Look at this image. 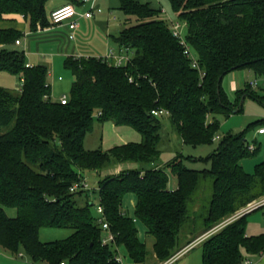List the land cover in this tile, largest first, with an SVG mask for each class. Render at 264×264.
<instances>
[{"label": "trees", "instance_id": "1", "mask_svg": "<svg viewBox=\"0 0 264 264\" xmlns=\"http://www.w3.org/2000/svg\"><path fill=\"white\" fill-rule=\"evenodd\" d=\"M48 1L0 0V71L23 77L18 90L0 84V247L25 253L32 264H120L115 255L121 247L134 264H146L153 255V264H160L218 227L201 242L202 264H242L248 256L261 255L264 234L247 235L249 213L220 225L264 196V159L252 172L242 163L261 150V143H251L247 133L264 125V118L238 132H218L221 116L241 111L245 97L264 99L250 81L236 89L235 101L222 85L236 69H251L264 80V0H170L178 21L186 25L185 37L201 70L192 66L170 24L159 17L161 7L119 0L126 22L112 37L129 51L130 60L117 64L106 56H67L65 67L74 79L66 103L53 98L46 64L27 66L25 50L16 47L23 32L2 25L21 15L32 31L54 25ZM156 109L168 113L155 115ZM95 119L130 125L142 139L88 149L85 138ZM166 119L183 144H211L219 136L216 149L206 156L177 152L161 164ZM186 161L210 166L190 168ZM134 162L140 166L98 182V204L115 234L114 241L103 245L92 191H71V186L85 178V171ZM170 173L177 179L175 189L169 187ZM209 177L212 192L201 226L188 225L190 203ZM83 193L84 201L77 198ZM127 194L136 198L133 216L123 206ZM6 207L15 208L17 215H8ZM139 223L152 236L151 250L139 237ZM46 226L74 231L45 242L40 230Z\"/></svg>", "mask_w": 264, "mask_h": 264}, {"label": "rangeland", "instance_id": "2", "mask_svg": "<svg viewBox=\"0 0 264 264\" xmlns=\"http://www.w3.org/2000/svg\"><path fill=\"white\" fill-rule=\"evenodd\" d=\"M60 0H49L47 3V8L50 10L51 7L59 2ZM141 2H148L150 3L151 6L153 7H161L164 11L159 15L160 18L166 19V21L171 24L173 21H178L177 14L172 8V5L170 3V0H138ZM102 5L104 6V12L107 9H110L113 13V15L117 16L119 18L118 21H121V25H125V20H126V15L123 13V11L120 9V1L119 0H102ZM110 7V8H109ZM186 30V27H184V31ZM118 31V30H114ZM116 33V32H114ZM118 33V32H117ZM63 37V36H62ZM92 36L89 38H85L82 40L79 36L75 40H72V42H82V46L85 48L90 46L92 50H94V45L90 44V39ZM69 37L64 36L62 40L64 43L68 41ZM35 40V39H32ZM70 40V39H69ZM101 40V39H100ZM98 39V41H100ZM23 39V44L21 45H16L17 48L19 49H25V43ZM36 42L34 41L33 43V52L37 51ZM54 44H51V42H43V45L40 48L41 53L45 54V57L47 58L49 62L51 61L50 56L52 55L51 53L55 52L56 48ZM59 58L56 61V67L51 68L52 71V76L49 77V80L52 84V88L54 90L53 98H60L63 94H66L67 96L70 95V89L72 87V82H73V74L72 72L65 67V60L66 57L65 55H58ZM46 58L43 60H40V62H32L33 65L37 64H43L46 61ZM51 63V62H50ZM62 76L63 79L59 80L58 77ZM256 75L251 69L245 68V69H236L234 71H231L227 73L222 81L223 88L226 90L228 93L229 97L231 100L235 101L236 99V88H244L246 84L249 81H252L256 79ZM235 81H234V80ZM233 80V81H232ZM0 84L3 86H6L11 89H17L20 87L21 84V79L19 75L12 74L7 71H0ZM233 85H237L236 88L234 89ZM257 89V91L260 94L264 95V80L259 79V84L254 87ZM165 116V115H164ZM264 118V99L259 100V99H254L252 97H245L243 100V106L242 110L239 112L232 113L228 117L221 116V125L218 134L223 135L228 132H238L240 130H243L247 127V125L250 122H253L258 119H263ZM164 123L167 124L163 128V139L160 143V146L163 150L161 154V161L163 163L168 162L169 160L173 159L176 155L177 152H183L185 155L192 154L195 156H206L209 153L213 152L218 144V139H215V141L211 144H206V145H200V146H191V145H186L183 144L179 134L177 133L176 130L173 129L168 123L167 119L164 120ZM263 126V125H262ZM260 126V127H262ZM258 127L257 129L250 130L247 133V138L248 140L252 143L255 139L257 140L258 144L261 143V150L258 155L250 157V158H245L242 160L244 163L245 169H249L248 171H253L255 164L258 163L259 161L264 159V134H257V130L260 128ZM137 136L139 139H142L141 134L132 126L130 125H119L114 123L113 121H105V122H100L98 119H95V125L94 129L92 132H89L86 136L85 139V147L87 148H98L101 147L105 150L112 148L113 146L127 143L128 141H135L137 140ZM165 161V162H164ZM134 166H126L124 168H135L139 167L140 163L134 162L132 163ZM186 165L190 168H195V169H202L204 167L210 166L208 163L202 162V161H186ZM132 166V167H131ZM109 171H114L112 170H105L101 175H97V173H92V171H85V176L86 180L90 186V190L92 191L91 197L95 203V205L92 206L93 213H97L96 208L98 205V194H97V189L98 188V181L102 177L106 176L109 174ZM212 178H206L203 180L202 184L198 188L196 194H195V199L193 202L190 203V209H191V215L192 218L189 220L190 222L188 225H193L194 223L197 224L198 226H201V222L203 219V216L206 213V206L208 205V201L211 196L212 192ZM177 183L176 176L170 173V181H169V187H171V184ZM86 193H83V195L80 197V195H77L78 199L83 198L82 201H84ZM132 195V194H128ZM132 196H127L124 198V202H130L132 201ZM6 211L8 215L10 216H16L17 215V210L12 207H6ZM255 213H264V206L261 208H258L257 210L251 212L248 214H255ZM140 225V223L138 224ZM74 231V229L70 226L68 227H42L40 230V239L42 241H53V240H61L69 235ZM139 232L140 236L142 238L145 237V229L143 226L139 227ZM148 238L146 239L148 243V247L151 250L152 249V236H147ZM145 239V238H144ZM201 246L197 245L191 251L192 253H195L199 251ZM120 252L125 256L127 261L131 263V260L126 256L125 249L123 247L120 248ZM23 256H18L17 254H13L10 251H7L3 248L0 247V264H32L29 257L25 254L22 253ZM154 261H156L154 255L153 257L149 258V261L146 264H153ZM40 264H49L48 262L44 261Z\"/></svg>", "mask_w": 264, "mask_h": 264}, {"label": "crops", "instance_id": "3", "mask_svg": "<svg viewBox=\"0 0 264 264\" xmlns=\"http://www.w3.org/2000/svg\"><path fill=\"white\" fill-rule=\"evenodd\" d=\"M65 3H67L66 0H60L59 2L54 4L50 10L52 11L54 8H56L62 4H65ZM75 6H76L77 10L80 12H83L88 8L87 5H83V4H80V5L76 4ZM103 9H104V6L102 5V0H96V2L94 3V6H93V16L91 18L79 17V27L76 30L77 38L79 36L82 40H84L85 38H88V37L90 38L92 36V38L90 39V44L94 45V47H93L94 50H92V48L90 46H88V47L85 46V48H84L83 47L84 45L82 46V42L81 43L72 42L71 40L68 39V41H66L64 43L62 38L64 36L68 37V32H69V29H68V26L66 23L54 24V25H52L48 28H45V29L38 28L36 31H32L29 27V22L24 17H22V15H21L17 18L16 21L5 20L2 23V25L3 26L13 25L23 32V36L21 38V40H22L21 44H23V39H24L25 40L24 41V43H25V49L24 50H25V53L27 56V63H29L31 65H33L32 62H40V60H43L44 58H46L45 54L41 53V51H40V48L43 45V42H51V44L55 45V47H53V48L57 47L56 51L54 53L53 52L51 53L52 54L50 56V59H51L50 62L51 63L48 60V56L46 58V60H48V61L43 63L49 67V77H51L52 76L51 68H53V70H54V67H56L57 59H61L58 57V55H65V56H69V55L107 56V54L109 53L111 48L116 53H119V54L120 53L121 54H125V53L130 54L128 50L121 49L113 41L112 36H116L119 33V31L123 28V25L120 24L121 21H118L119 18L115 15L114 16L116 18L110 17L111 14L113 15V13L110 9L105 10V12ZM162 13H163V11H162ZM114 30H118V31H114ZM114 32H116V33H114ZM32 39H35V40H32ZM98 39L99 40L101 39V40L98 41ZM34 41L36 42L35 46L37 48L36 49L37 51H35V52L32 51ZM16 45H18V44H16ZM58 79L62 80L63 77L59 76ZM49 82H50V80H49ZM50 84H51V82H50ZM236 86L237 85H233L234 89L236 88ZM51 87H52V84H51ZM53 94H54V90L52 88V96H53ZM56 99H60V98H56ZM257 134H259L258 130H257ZM135 141L136 142L141 141V139H139V137L137 136V140H135ZM128 142H130V141H128ZM88 149H91V148H88ZM162 163L163 162L161 161V164ZM125 165L126 166L127 165L128 166H130V165L134 166L132 163L118 164V165L108 169V170L114 169V171H109L110 172L109 174H118L121 170L126 169V168H124ZM243 166H244V163H243ZM248 170L249 169H247V171ZM249 172H251V171H249ZM92 173H95V174L97 173V175H101L103 172L92 171ZM85 178H86V176H85ZM176 187H177V183H175V184L172 183L170 189H175ZM127 196H132V198H131L132 201L130 203V202H128V200H127V202H124V200H123V206H124V208H126L128 210V213L133 216L134 211H135L136 198L133 194L132 195H128V194L125 195V197H127ZM255 210H257V209H255ZM255 210H253V211H255ZM253 211H251V212H253ZM140 226L144 227V225H142V224L138 225V227H140ZM144 229H145V227H144ZM246 233H247V235L264 234V213L263 214L255 213V214H251V215L247 216ZM139 237L142 240H146L147 239L146 231H145V237H144L145 239L140 236V232H139ZM201 242H202V240L197 242L186 254H184L179 259L177 264H202V247L200 248L199 251L191 254V251H193L195 246H197V245L201 246ZM18 256H23V254L20 255V253H18ZM247 259H251L253 261L252 264H264V252L259 256H248ZM126 262H127V264H134L132 262L129 263L127 261V259H126Z\"/></svg>", "mask_w": 264, "mask_h": 264}, {"label": "built area", "instance_id": "4", "mask_svg": "<svg viewBox=\"0 0 264 264\" xmlns=\"http://www.w3.org/2000/svg\"><path fill=\"white\" fill-rule=\"evenodd\" d=\"M80 1L83 5L88 6V8L83 12L78 11L75 5H73L71 3H65V4H62V5L54 8L50 13V18L55 24H62V23L67 24L68 29H69L68 37L71 41L75 40L77 38L76 30L79 27V17L91 18L93 16V6H94V3L96 2V0H80ZM162 11H164V10H162ZM22 17H24V16L22 15ZM110 17L116 18L112 14L110 15ZM170 27L173 31V34L179 39L180 43L184 46V53L191 60L192 66L201 70L197 56L194 53V51L192 50L190 44L186 40L185 31H184V27H186L185 23L184 22L182 23L180 21H173V22H171ZM21 43H22L21 38L16 40V44L20 45ZM106 57L107 58H113L117 64H124L130 60L131 55L128 53H125V54L116 53L111 48ZM30 65L31 64L27 63V66H30ZM203 74H204L203 71H201V75H203ZM20 79H21V84H20V87H18V89H20L22 84H23V77L20 76ZM258 84H259L258 79L250 81V85L252 87L257 86ZM60 100L62 103H66L68 100V96L66 94H63L60 97ZM152 113L155 115H164V114L168 113V111L166 109H156V110H153ZM258 133H260V134L264 133V125L258 129ZM216 138L218 139L219 136H216ZM250 148L254 149V145H251ZM81 188L89 189V190L91 189L86 178H83L82 180L75 182L71 186V191H76V190L81 189ZM262 206H264V196L253 201V202H251L246 207L237 211V213L235 215H233L231 218H229L228 220L223 222L220 226H222L223 224H225L227 222L232 221L233 219L239 218L244 214L250 213L251 211L258 209ZM96 211H97L98 221L102 225V228L104 230V235L102 237V244L103 245L109 244L110 242L114 241L115 234L110 230V225L106 221L105 213H104V207L101 204H98ZM217 228H214V229L204 233L203 235L199 236L197 239H195L192 242H190L189 244L185 245L183 248H181L180 250L175 252L173 255H171L169 258H167L166 260H164L160 264H177L179 259L184 254H186L197 242L205 239L211 233L216 231ZM20 255H22V254L20 253ZM115 259L120 264H127L125 256L120 252V248L117 249ZM252 263H253V261L251 259H245L242 264H252ZM62 264H64V262ZM136 264H138V263H136Z\"/></svg>", "mask_w": 264, "mask_h": 264}, {"label": "water", "instance_id": "5", "mask_svg": "<svg viewBox=\"0 0 264 264\" xmlns=\"http://www.w3.org/2000/svg\"><path fill=\"white\" fill-rule=\"evenodd\" d=\"M235 112H237V110H236V109L234 110V113H235Z\"/></svg>", "mask_w": 264, "mask_h": 264}]
</instances>
